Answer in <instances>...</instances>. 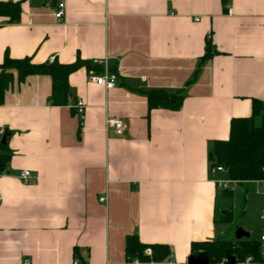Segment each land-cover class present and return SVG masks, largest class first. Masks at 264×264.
Returning a JSON list of instances; mask_svg holds the SVG:
<instances>
[{"label":"crops","instance_id":"1","mask_svg":"<svg viewBox=\"0 0 264 264\" xmlns=\"http://www.w3.org/2000/svg\"><path fill=\"white\" fill-rule=\"evenodd\" d=\"M0 3L21 8L14 22L0 15V65L6 55L83 63L66 106L51 104L49 76L15 81L0 106L12 153L0 174V264H128L132 235L169 247L158 264H191L192 243L226 238L227 214L231 223L256 216L243 227L260 241L264 181L219 189L225 173L211 170L209 152L229 140L233 119L252 115L254 100L264 105V0ZM95 60L117 73L113 89L91 81L103 71ZM158 90L181 93V109L150 110L147 93ZM108 119L124 121L122 136ZM221 196L232 201L222 213Z\"/></svg>","mask_w":264,"mask_h":264},{"label":"trees","instance_id":"2","mask_svg":"<svg viewBox=\"0 0 264 264\" xmlns=\"http://www.w3.org/2000/svg\"><path fill=\"white\" fill-rule=\"evenodd\" d=\"M20 9L19 3H0V15L9 17L11 22L19 18ZM210 57L211 53H207L203 61ZM82 65V62L69 65L58 62L38 64L29 57L13 59L6 55L0 65V106L3 105L6 93L15 81L24 83L30 76H49L52 79L51 104L66 106L71 95L69 77ZM147 95L150 110L163 108L179 111L184 102L181 93L167 94L158 90L150 91ZM263 113V103L254 100L253 113L250 117L232 120L229 140L215 142L209 152L212 171L221 167L225 169L227 179L238 183L264 181V117L260 125L256 122ZM11 156V151L2 144L0 138V174L8 172ZM223 222L231 223L228 214ZM75 254L78 256L77 249ZM125 257L128 264L136 262L158 264L169 260L171 251L165 245L143 244L137 235H132L126 238ZM249 257L253 259L252 264H264L260 241L219 238L214 241L192 243L189 261L191 264H222L223 260L228 259L232 264L235 259L245 261Z\"/></svg>","mask_w":264,"mask_h":264},{"label":"built area","instance_id":"3","mask_svg":"<svg viewBox=\"0 0 264 264\" xmlns=\"http://www.w3.org/2000/svg\"><path fill=\"white\" fill-rule=\"evenodd\" d=\"M65 3L60 2L58 4L57 10L55 12V17L59 20H63L65 18ZM94 64L97 66L103 67V72L101 75H92L91 76V81L96 83L99 86H103L107 90L113 89L118 81V75L117 73H113L110 71L108 67V62L107 60H95ZM77 113V116L79 117L80 121L83 122L85 120V111H86V105L84 104L83 101H77V103L73 107ZM107 127L114 129L115 133L118 136H122L124 134V129H125V124L124 121L121 119H108L107 120ZM214 172L217 173H226L225 169L218 167ZM30 177V172L29 171H24L21 174V179L24 182H27ZM219 189L221 190H229V188L237 184L238 182L232 181L229 179H224V180H218L216 181ZM101 202H105V199L102 198ZM263 221H264V215H263ZM260 242L262 244V249H263V256H264V231L260 237ZM151 251H148V254H150ZM231 262L228 259L223 260L222 264H230ZM253 259L251 257L247 258L245 261H239L235 259V261L232 262V264H252ZM28 264V262H26ZM75 264H78V262H75Z\"/></svg>","mask_w":264,"mask_h":264},{"label":"rangeland","instance_id":"4","mask_svg":"<svg viewBox=\"0 0 264 264\" xmlns=\"http://www.w3.org/2000/svg\"><path fill=\"white\" fill-rule=\"evenodd\" d=\"M259 199H261V200H263L264 201V198H262V197H259ZM226 200V201H225ZM231 203L232 201L231 200H229L227 197L225 198V197H223V196H221L220 198H219V204H220V208H221V213L222 212H225V210L222 208V206H223V204L224 203ZM255 217L256 216H250V214L248 213L247 214V216L246 217H242V216H240L239 218H236L235 220H234V222H232L231 224H228V225H226L225 226V230H226V233H225V236H226V238L227 239H232V240H236V236H235V233H236V231H237V229H239V228H241V229H243L244 230V224L247 222V221H249V219H250V222H253L254 221V219H255ZM256 219H257V217H256ZM257 221V220H256ZM245 231V230H244ZM252 237L253 238H256V235H252Z\"/></svg>","mask_w":264,"mask_h":264},{"label":"water","instance_id":"5","mask_svg":"<svg viewBox=\"0 0 264 264\" xmlns=\"http://www.w3.org/2000/svg\"><path fill=\"white\" fill-rule=\"evenodd\" d=\"M7 138H8V134L5 133L2 137V144L4 146L7 143ZM235 236L237 240H242V239H248L250 237V234L245 232L243 229L239 228L237 229Z\"/></svg>","mask_w":264,"mask_h":264}]
</instances>
